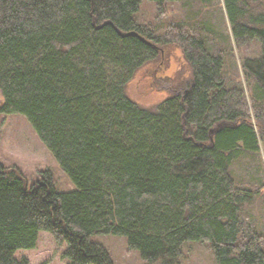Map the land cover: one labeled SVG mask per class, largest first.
I'll return each instance as SVG.
<instances>
[{
  "label": "trees",
  "instance_id": "16d2710c",
  "mask_svg": "<svg viewBox=\"0 0 264 264\" xmlns=\"http://www.w3.org/2000/svg\"><path fill=\"white\" fill-rule=\"evenodd\" d=\"M141 1L0 0V115L24 116L75 186L58 192L48 171L29 186L0 163V264H29L16 254L42 232L68 264H113L98 235L125 238L145 264H181L186 243L207 244L216 264H264L244 211L257 194L230 172L264 140V0H224L237 36L261 42L248 99L200 30L156 36L136 21ZM171 45L191 80L158 79L169 96L145 108L128 84Z\"/></svg>",
  "mask_w": 264,
  "mask_h": 264
},
{
  "label": "rangeland",
  "instance_id": "374dc122",
  "mask_svg": "<svg viewBox=\"0 0 264 264\" xmlns=\"http://www.w3.org/2000/svg\"><path fill=\"white\" fill-rule=\"evenodd\" d=\"M136 21L162 36L171 25L186 24L201 31L208 48L222 56L223 74L228 87L242 85L249 98L255 82L245 69L247 59L261 58L262 47L258 39L242 40L236 34L229 19L224 0H180L167 2L158 7L149 0H142ZM172 78L178 86L191 80V70L181 49L175 45L165 47L162 56L139 70L128 84L127 94L145 108H156L166 98L168 90L158 79ZM157 83L155 82V80ZM155 82L152 83V82ZM2 102L0 96V104ZM257 154H244L237 159L230 172L242 186L250 188L256 196L244 211L255 231L264 233V140ZM0 163L7 168L16 167L31 186L48 171L52 175L58 192L75 190L69 177L44 144L39 140L28 120L19 114L0 115ZM259 192V193H258ZM92 241L101 244L113 264H145L137 251L128 248L123 237L113 235L93 236ZM65 245L58 247L53 236L39 234L36 248L20 251L18 259L24 257L29 264H68L62 258ZM181 264H216L207 244L186 243L182 249Z\"/></svg>",
  "mask_w": 264,
  "mask_h": 264
}]
</instances>
